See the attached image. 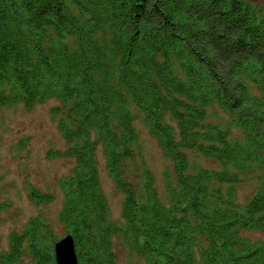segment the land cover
I'll return each instance as SVG.
<instances>
[{"label": "trees", "instance_id": "trees-1", "mask_svg": "<svg viewBox=\"0 0 264 264\" xmlns=\"http://www.w3.org/2000/svg\"><path fill=\"white\" fill-rule=\"evenodd\" d=\"M263 11L246 0H0V108L58 102L66 148L48 156L74 163L59 222L80 264H117L116 240L144 264H264V239L250 235L264 233ZM137 122L172 164L164 192L135 164ZM100 154L124 196L121 221ZM57 241L34 218L1 262L56 264Z\"/></svg>", "mask_w": 264, "mask_h": 264}, {"label": "rangeland", "instance_id": "rangeland-1", "mask_svg": "<svg viewBox=\"0 0 264 264\" xmlns=\"http://www.w3.org/2000/svg\"><path fill=\"white\" fill-rule=\"evenodd\" d=\"M256 8L264 3L260 0H246ZM264 14V11H263ZM58 105L55 100L26 110L22 105L11 108H0V203L8 207L3 210L0 218V264L1 257L9 249V238L13 232L21 233L27 223L34 218L47 220L58 240L67 236L59 222V214L63 206L64 195L61 181L70 176L74 168L73 161L66 158H51L52 151H63L66 143L58 129L59 116L52 112ZM141 135L142 154L135 164L142 160L155 175L157 184L164 192V177L172 170L171 162L164 156L148 130L137 122ZM197 163L214 168L208 159L196 155ZM133 168V167H130ZM100 174L103 190L109 201L111 219L121 221L123 194L117 191L113 181L108 176L105 160L100 154ZM141 176V175H140ZM136 180H139L136 177ZM35 188L40 193L53 194V202L41 205L31 199V190ZM256 184L249 182L239 188V199L246 200L254 193ZM252 239H264V233L250 234ZM117 264H144L135 256L128 254L119 242L115 241ZM19 264H33L30 256L25 255Z\"/></svg>", "mask_w": 264, "mask_h": 264}, {"label": "water", "instance_id": "water-1", "mask_svg": "<svg viewBox=\"0 0 264 264\" xmlns=\"http://www.w3.org/2000/svg\"><path fill=\"white\" fill-rule=\"evenodd\" d=\"M54 254L56 264H80L72 234L59 239L54 244Z\"/></svg>", "mask_w": 264, "mask_h": 264}]
</instances>
